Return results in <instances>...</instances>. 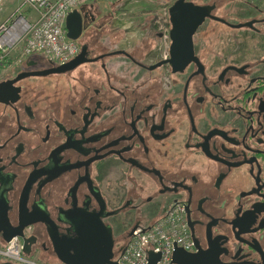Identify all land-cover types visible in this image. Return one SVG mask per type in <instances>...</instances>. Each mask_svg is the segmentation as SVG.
I'll return each mask as SVG.
<instances>
[{"label": "flooded vegetation", "instance_id": "obj_1", "mask_svg": "<svg viewBox=\"0 0 264 264\" xmlns=\"http://www.w3.org/2000/svg\"><path fill=\"white\" fill-rule=\"evenodd\" d=\"M130 1L78 9V63L1 61L0 245L65 264L55 245L101 225L116 261L180 205L201 263L264 264V0H191L213 6L194 56L170 52V6Z\"/></svg>", "mask_w": 264, "mask_h": 264}, {"label": "built area", "instance_id": "obj_2", "mask_svg": "<svg viewBox=\"0 0 264 264\" xmlns=\"http://www.w3.org/2000/svg\"><path fill=\"white\" fill-rule=\"evenodd\" d=\"M17 1L16 10L0 22V63L10 56L24 58L40 54L62 65L72 60L80 50L76 40L67 36L65 21L68 13L86 4L107 0ZM161 1L170 6L175 0ZM176 247L187 252L196 251L180 205H175L150 223H138L116 263L148 264V252L152 251L160 254L156 264H173ZM0 258L15 264H39L32 255L24 253L20 236L0 245Z\"/></svg>", "mask_w": 264, "mask_h": 264}, {"label": "water", "instance_id": "obj_3", "mask_svg": "<svg viewBox=\"0 0 264 264\" xmlns=\"http://www.w3.org/2000/svg\"><path fill=\"white\" fill-rule=\"evenodd\" d=\"M213 9L211 5H199L191 0H175L169 7V15L171 22L170 38L171 47L170 52L172 56H194L193 55V41L192 35L196 28L204 21L205 17L210 16V11ZM217 19V18H216ZM82 17L81 13L75 9L68 13L65 21L67 36L70 39H78L81 32ZM82 46L79 56L74 57L69 62L59 65L57 68L71 66V64L78 63L80 57L85 50ZM137 224L129 232L128 236L136 228ZM100 227V232L96 235L85 236L83 240L78 243V247H73L69 243L60 245L61 249L55 245V251L61 261L65 264H117L112 259V237L110 228ZM14 236H22L21 233L3 234V239L8 242ZM51 241L55 243L56 236L51 232L49 234ZM23 251L27 255L32 254L29 246V238L25 239L23 244ZM160 254L152 251L148 252V264H156ZM198 252H187L182 248L176 247L172 256L173 264H204L200 262ZM0 264H11L3 262Z\"/></svg>", "mask_w": 264, "mask_h": 264}, {"label": "rangeland", "instance_id": "obj_4", "mask_svg": "<svg viewBox=\"0 0 264 264\" xmlns=\"http://www.w3.org/2000/svg\"><path fill=\"white\" fill-rule=\"evenodd\" d=\"M197 2H200V0H194ZM113 2L105 1V2H99L97 3L101 7H104L105 5L111 4ZM154 2L152 0H131L129 4V8L133 10H138L143 6L151 5ZM18 6V1L17 0H3L2 3L0 4V22L4 20L6 17H8L11 13H13L16 10V7ZM21 12H24V9L21 10ZM40 55V54H36ZM10 57H15V56H10ZM150 220H143L141 221V224H147L150 223Z\"/></svg>", "mask_w": 264, "mask_h": 264}]
</instances>
